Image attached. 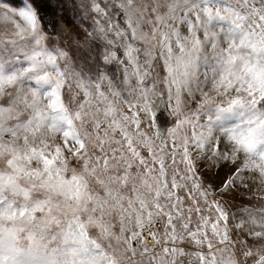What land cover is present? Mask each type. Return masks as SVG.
<instances>
[{"label": "snow or ice", "instance_id": "snow-or-ice-1", "mask_svg": "<svg viewBox=\"0 0 264 264\" xmlns=\"http://www.w3.org/2000/svg\"><path fill=\"white\" fill-rule=\"evenodd\" d=\"M0 264H264V0H0Z\"/></svg>", "mask_w": 264, "mask_h": 264}, {"label": "rangeland", "instance_id": "rangeland-1", "mask_svg": "<svg viewBox=\"0 0 264 264\" xmlns=\"http://www.w3.org/2000/svg\"><path fill=\"white\" fill-rule=\"evenodd\" d=\"M10 2H16V0H10ZM88 23H91V21L89 20ZM167 119H170V118L166 117L165 115H162V116H161V126H162V127H166L165 121H166ZM246 202H247V201H246ZM252 203H257V201H256L255 199H253V200H252Z\"/></svg>", "mask_w": 264, "mask_h": 264}]
</instances>
